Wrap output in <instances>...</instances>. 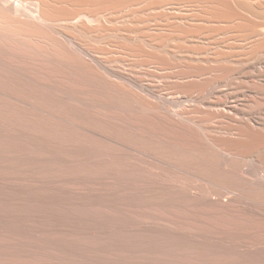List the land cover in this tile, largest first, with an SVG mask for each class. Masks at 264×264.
<instances>
[{
	"label": "bare ground",
	"instance_id": "6f19581e",
	"mask_svg": "<svg viewBox=\"0 0 264 264\" xmlns=\"http://www.w3.org/2000/svg\"><path fill=\"white\" fill-rule=\"evenodd\" d=\"M92 87L131 97L139 113L106 116L90 103ZM40 102L85 110L154 143L161 134L191 141L212 155L213 167L205 172L168 162L173 168H145L151 166L147 154L130 147L129 201L117 198L114 207L130 232L156 236L158 248L153 241L155 250L131 238L137 248L125 236L127 244L116 240L120 251L109 248L115 241L95 251L76 239L74 255L62 245L65 239L57 244L51 238L49 244L34 223L25 230L21 222L18 231L12 227L21 238L17 233L4 238L9 232L0 237V264H254L264 259V0H0V106L35 119L66 121ZM4 153L0 157L6 159ZM193 177L208 184H195ZM14 178L5 182L15 187ZM109 181L88 189L66 186L65 199L81 200L62 199L73 206L82 199L89 207L109 206L116 196ZM32 185H25L28 193ZM150 191L161 197L149 199ZM13 201L10 206L21 212L22 203ZM36 223L48 232L57 227L43 219ZM108 233L102 236L109 238ZM22 236L33 242L21 245ZM237 237L249 241L231 240Z\"/></svg>",
	"mask_w": 264,
	"mask_h": 264
},
{
	"label": "rangeland",
	"instance_id": "374dc122",
	"mask_svg": "<svg viewBox=\"0 0 264 264\" xmlns=\"http://www.w3.org/2000/svg\"><path fill=\"white\" fill-rule=\"evenodd\" d=\"M93 88L97 89L96 87H92L90 88V90H88L89 100L92 98L90 100V103L93 105L95 109L97 110L99 109L100 111L107 112L108 114L104 113L106 116H109V114L111 115L115 114L116 116L118 115V117H121V118H129V116H133V114L137 115L139 113L138 107L132 101L131 97L129 96L125 97L127 95H122L120 93L119 94L114 93L113 91L111 92L109 89H108L109 91L108 92L103 87L101 88L98 87V90H95ZM103 89L105 91H103ZM110 92L114 94H111ZM90 94H93V96L95 95L94 97H97V98L94 99V97ZM99 95H101L100 99H99ZM40 103L44 107L49 109L50 112L59 114L66 121H54L53 119H35L34 117L32 118L30 116L25 115L24 113H22L20 109L16 107L0 106V151L5 152L3 155L5 156L8 155L9 157L8 161H7L8 157H6V159L4 157L2 158L0 157L1 158L0 163L1 164L3 163L12 164V166L9 165L8 168L0 167V205H1V202L3 204L2 206H0V223H1L0 233L1 231L6 232V233L3 232V234L1 233L2 235H0V237L2 238L8 232H9L8 235L7 236L5 235L4 238L11 236L8 238L10 239L13 236H16V233L18 236H20L17 231L21 227L23 228L28 223L29 224L34 223L35 226H37L36 228H34L36 231H38L37 233L45 232L44 234L46 236L40 233L42 234V236L44 235V237H47L46 239L43 238L44 242L49 241L48 243L50 244V242L52 243L53 242L52 240H54V239L51 240V238H55L57 241H59L57 242V244L58 243L62 244L61 239L63 238V240L64 239L66 240L67 238L66 241L65 240L63 241L64 244L62 245L68 248H72L74 250V255H76V252L78 251L77 249H78V244L80 242L79 240H81L80 243L84 244L85 242L86 246L91 247L93 250L95 249V251H97L96 249L98 250L102 249L101 247L105 248L107 244L108 246H110V244L114 243L115 241V244H112L115 247L112 248V245L111 247H109L112 250L114 249L115 253L116 251L117 252L120 251L121 249L120 245L122 246L125 243L127 244L128 240L127 242L123 241L127 238L128 239L130 238L129 240L133 239L137 241L139 239L140 241H138V243L142 242L139 245L136 241L134 242L132 240L133 243L129 241L130 244L134 246L136 245L143 246L145 243L147 247L146 246H143V247L148 248V246L150 245L148 249H151V247L153 248L154 246L156 247V245L159 246L158 244L159 242H157V240H154L157 237L156 236L154 237L153 235H149L150 233H145V234L143 233V235L141 234L140 236V235H137V234L135 235V233L133 234L132 232H130L128 230L129 225L127 224V222H125L127 220L120 213V211L117 210L118 208H115L120 203L118 202V199L119 201L122 199L123 201L125 200L129 201V199L125 195L129 193L127 187H128V184L131 183L132 181V175H130V168H134L131 165V163H129L130 162L129 148L135 147L139 151L143 152L145 155L147 154L146 156L149 162H151V166L145 165V168H173L172 167L173 165L168 163V162H173L174 164H176V166L181 167V168H197V169L198 168H202V169L208 168L209 169L213 167L214 159L212 155L207 153L201 146L195 143H192L191 141H188V140H182V139L176 138L170 134H161V136H159L161 139L154 137L155 140L157 139L156 143H154L147 139L136 138L132 136L128 132L127 129L123 127H118L116 125H112L107 120H101L96 117L92 118L93 116L85 110L77 109L72 106H67L65 104H54V103L47 104L44 102H40ZM115 109L116 111H114ZM61 130H62V133H60ZM66 130H74L76 133L74 134L63 133ZM83 130H85L86 132H84ZM2 149L4 151H2ZM2 159H4L5 161ZM208 169L206 170L208 171ZM206 170L204 169L203 171L206 172ZM201 174L206 175L205 173H201ZM11 176L12 178L14 177L16 178V179L15 178L13 179L14 180L13 182H17L16 183L17 185L16 186L14 185L15 187H11L9 186L10 184H8L10 182L9 179L11 178ZM5 179H7L6 182L8 181V183L5 182ZM191 179L195 184H199V185H203L205 183L208 184L205 180H200L199 178H196V177H193ZM103 180L104 181L110 180L109 181L110 184H108L107 187L114 190L116 194L115 197H112L111 200L112 201L114 200V201L110 202L109 206L107 205V203L103 205L102 202L101 203L94 202V204H91L92 206L90 205L91 207H89L88 204L85 205L86 202L85 200L83 201L82 199L81 204L83 202L84 204L82 205L79 204L80 206L74 205L75 208L77 206L79 207V208L77 207L76 209H74L72 208L74 207L72 204L70 203L68 204V201H65L66 199L68 200L69 196H70L69 199H77V197H73L72 195H68V197L65 199V197L63 196L65 194L63 192V189L66 186H71L74 184L73 186L75 187L77 186L80 188L87 187L86 189H88L91 186L94 187V185H97L96 182H101ZM18 183L19 184L26 183V184H24V188H23L22 185L18 186L19 185ZM27 184L28 185L35 184V185H32L35 188L33 187L34 189L31 190V192H29L31 193L30 194L31 196L27 192L30 190V188L25 186ZM37 186H38V189L36 188ZM6 187H9L11 189L9 190V188H6ZM16 187H18V189ZM25 187L27 188V190ZM17 191H21V192H17ZM34 191L36 192V194L38 193L37 195L40 194V196H36L35 193H32ZM20 193H21V196H20ZM147 195L150 196L149 199L151 200H154V197H157L158 199L161 197L159 194H157L154 191L148 192ZM57 196L59 199L63 198L65 200L63 199L59 200ZM27 197L29 198V200ZM5 199L7 202H4ZM12 199L15 200L13 201V203L14 202H16L17 204L22 203L19 207V209H21V212H16L13 210V207H12L13 205L11 204ZM20 199H21V202H20ZM79 199L81 200V198H78L77 200L79 201ZM10 204L12 206H10ZM1 210L3 211L5 210V211L4 212L2 211L1 213ZM103 210H105V212L112 210L111 211L112 213L106 216L107 212L106 213L101 212ZM6 211L8 212V214ZM3 214L5 216H3ZM111 215H112V218L109 217ZM2 217L4 218V221L6 219L7 221L3 222ZM206 217H212V215L209 214ZM39 219L49 221L48 225L50 226H52L51 224H53V227L57 226L56 227L57 231L55 230L56 232L55 231L48 232L46 231L45 227L39 228L40 226L36 225L37 224L36 221ZM116 220L118 223L114 222L115 224L112 225L111 223H113V221H116ZM21 222L23 223L24 226L22 224H18L19 226L16 227L17 223H21ZM119 222H121V224L123 222L124 223L123 225L120 226ZM7 223H12V226L10 224H8L7 226ZM57 223L58 224L63 223V224L59 226V225H56ZM75 224H77L78 226ZM13 225L15 226L14 228H18L16 229L17 231L14 228H12ZM9 226L12 230H14V232L11 229H9ZM26 226H25V230H26ZM61 226H66L67 228H69V229H66V231L67 230L69 231L66 232L65 231L66 227L65 228L63 227L64 229L63 230L64 232H63L62 228H60ZM2 227L4 228V230H1L3 229ZM71 227L72 229H70ZM57 228H59V230ZM73 230L74 232L77 231L78 234L80 232V234L78 235L72 232ZM100 230L102 233L100 232ZM11 231L13 232V234ZM70 231L73 234L70 233ZM97 231H99L100 233ZM108 231L111 234L109 238L107 237L109 236ZM28 232H31V231L28 230ZM47 232L48 234H46ZM51 232L54 234H52ZM60 232L63 235L60 234ZM65 233H66V236L67 234L68 236L69 234H71V236L70 237L65 236L66 237L65 238L64 237ZM28 234H31V233H28ZM58 234H59V237H61L60 239L56 237L58 236ZM75 234L76 236H74ZM100 234L101 236L102 234H105L107 236L103 235L102 236L103 238H102ZM97 235L100 238L97 237ZM132 235L133 237L135 235V237L133 238ZM88 236L90 238L92 237L93 239L91 238L92 239L91 240ZM125 236L126 238L123 239ZM138 236H140V238ZM143 236L145 240L142 238ZM150 236L153 238H151ZM27 237L29 236H22V239H19L21 238V236L18 238L21 242V245H25L23 240L24 241L26 240V245L28 242L30 243L33 242L31 237L29 238ZM117 238H120V240L119 239L117 240ZM28 239L29 240L31 239V240L28 241ZM71 239L72 241H70ZM76 239H79V240H76ZM104 239H106L108 242L106 241V243H104L103 241ZM116 240H117V243L118 241L121 243L119 246L117 245ZM146 240L148 242L150 241L149 242L150 244ZM231 240L236 241V242H240V240H244L247 242L249 241L248 239L240 238V237L231 238ZM86 241L89 243L90 246L88 245ZM143 241H144V244H143ZM152 241H153L154 246L152 244ZM139 246L138 247L136 246V247L139 248ZM155 247H154V250L158 248V247L156 248ZM115 248L117 250H115ZM220 264H235V263L222 262ZM254 264H264V259L260 260L259 262H255Z\"/></svg>",
	"mask_w": 264,
	"mask_h": 264
}]
</instances>
